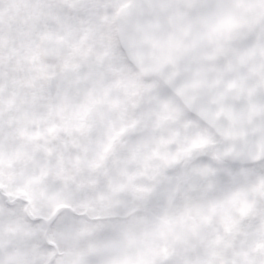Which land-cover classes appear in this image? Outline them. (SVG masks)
I'll return each instance as SVG.
<instances>
[{
    "label": "snow or ice",
    "instance_id": "6c2138e0",
    "mask_svg": "<svg viewBox=\"0 0 264 264\" xmlns=\"http://www.w3.org/2000/svg\"><path fill=\"white\" fill-rule=\"evenodd\" d=\"M0 264H264V0H0Z\"/></svg>",
    "mask_w": 264,
    "mask_h": 264
}]
</instances>
